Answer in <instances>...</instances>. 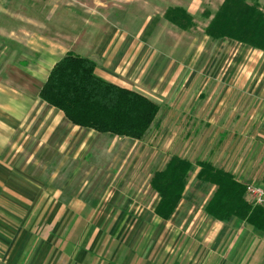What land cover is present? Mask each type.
Returning <instances> with one entry per match:
<instances>
[{"label": "crops", "instance_id": "crops-1", "mask_svg": "<svg viewBox=\"0 0 264 264\" xmlns=\"http://www.w3.org/2000/svg\"><path fill=\"white\" fill-rule=\"evenodd\" d=\"M99 12L79 16L80 32L54 11L0 6V264H243L256 233L207 215L215 187L202 189L196 164L246 184L242 165L264 157V52L203 35L176 59L155 45L157 17L135 32ZM68 55L93 61L99 78L159 106L145 138L75 126L40 98ZM132 143H157L158 154L167 143V163L179 157L194 166L195 187L187 184L169 220L155 213L158 195L149 208L136 203L115 172ZM101 145L107 168L97 158ZM204 190L210 199L198 208Z\"/></svg>", "mask_w": 264, "mask_h": 264}, {"label": "trees", "instance_id": "trees-1", "mask_svg": "<svg viewBox=\"0 0 264 264\" xmlns=\"http://www.w3.org/2000/svg\"><path fill=\"white\" fill-rule=\"evenodd\" d=\"M177 12L186 19L187 26L181 28H191L190 17L182 10ZM175 19L172 16L170 21L174 23ZM205 33L213 40L228 39L264 52V13L246 0H225ZM95 70V63L89 59L66 56L50 72L40 98L75 126L132 140L145 138L158 116L159 106L137 92L106 82ZM197 166V180L215 187L205 208L207 215L222 222L235 219L264 233V207H252L246 201V185L208 162H199ZM193 169L189 161L173 157L163 171L154 174L150 187L159 196L155 213L163 220L175 214Z\"/></svg>", "mask_w": 264, "mask_h": 264}, {"label": "rangeland", "instance_id": "rangeland-1", "mask_svg": "<svg viewBox=\"0 0 264 264\" xmlns=\"http://www.w3.org/2000/svg\"><path fill=\"white\" fill-rule=\"evenodd\" d=\"M55 0H52V2ZM225 0H62V7L58 9L45 6L48 0H0V6L6 9L9 5L16 10L33 11L36 15L50 13L52 11L61 15L63 23H70V28H77L82 32L84 29L79 23V16L84 11L92 13L105 12L106 17L117 25L127 28L130 31L139 32L146 29L157 17L158 29L155 33V41L158 47L163 48L165 54L174 53L176 59L183 56V52L188 45L189 40L201 39L206 35L205 30L213 20L215 14L222 6ZM250 5H257L261 12L264 13V0H246ZM30 5L27 6L26 3ZM16 3V4H15ZM7 6V7H6ZM46 8V11L44 9ZM44 9V10H43ZM177 10H182L185 15L190 17L192 27L187 26ZM170 13V15H169ZM64 19H63V17ZM175 17L174 24L170 18ZM177 17H180L177 18ZM188 22V20H187ZM157 143H132L129 144L122 153L119 163L114 165L115 172L122 178H125L126 189L134 194L136 203L144 207H151L158 198L157 194L150 187V179L155 172L163 171L167 165V143H159L160 154L153 150ZM120 143L113 145L112 156L116 155ZM100 152L97 158L101 159L104 168L109 166L104 155L103 145L99 148ZM170 161V160H169ZM159 162V163H158ZM114 163V162H113ZM197 165V164H196ZM195 165V166H196ZM99 166V164L97 165ZM244 169L243 182L247 184L263 185L264 184V157L250 161L242 165ZM153 178V177H152ZM152 180V179H151ZM193 182V183H191ZM195 180H188L187 184L194 188ZM193 184V185H192ZM192 185V186H191ZM202 185V184H201ZM202 189L208 185H202ZM204 195L197 199L198 208L203 206L211 194L204 190ZM131 194V195H132ZM133 196V195H132ZM197 210V207H196ZM198 211V210H197ZM198 213V212H197ZM255 231V230H254ZM256 240L250 245L247 259L243 264H264V233L256 232ZM153 249V247H151Z\"/></svg>", "mask_w": 264, "mask_h": 264}, {"label": "built area", "instance_id": "built-area-1", "mask_svg": "<svg viewBox=\"0 0 264 264\" xmlns=\"http://www.w3.org/2000/svg\"><path fill=\"white\" fill-rule=\"evenodd\" d=\"M245 198L252 207H264V184H247Z\"/></svg>", "mask_w": 264, "mask_h": 264}]
</instances>
